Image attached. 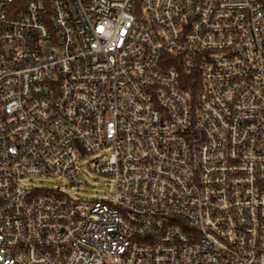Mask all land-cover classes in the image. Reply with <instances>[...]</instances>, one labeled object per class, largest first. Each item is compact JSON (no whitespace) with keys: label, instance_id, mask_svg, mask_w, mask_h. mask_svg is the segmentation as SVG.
Segmentation results:
<instances>
[{"label":"built area","instance_id":"built-area-1","mask_svg":"<svg viewBox=\"0 0 264 264\" xmlns=\"http://www.w3.org/2000/svg\"><path fill=\"white\" fill-rule=\"evenodd\" d=\"M0 264H264V0H0Z\"/></svg>","mask_w":264,"mask_h":264},{"label":"rangeland","instance_id":"rangeland-1","mask_svg":"<svg viewBox=\"0 0 264 264\" xmlns=\"http://www.w3.org/2000/svg\"><path fill=\"white\" fill-rule=\"evenodd\" d=\"M97 155L95 153L84 157L81 161L82 173L85 182L82 185H70L66 179L54 176L34 177L27 181L36 187L60 189L82 199H102L109 196L111 192V180L99 175L91 165Z\"/></svg>","mask_w":264,"mask_h":264},{"label":"trees","instance_id":"trees-1","mask_svg":"<svg viewBox=\"0 0 264 264\" xmlns=\"http://www.w3.org/2000/svg\"><path fill=\"white\" fill-rule=\"evenodd\" d=\"M184 77H183V85L186 89H194V88H197L198 87V75H192L190 73H184L183 74Z\"/></svg>","mask_w":264,"mask_h":264}]
</instances>
